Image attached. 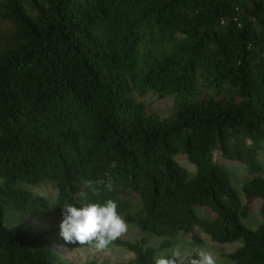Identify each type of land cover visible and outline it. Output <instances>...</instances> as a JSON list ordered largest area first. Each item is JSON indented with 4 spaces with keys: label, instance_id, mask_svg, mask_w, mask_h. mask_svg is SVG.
<instances>
[{
    "label": "trees",
    "instance_id": "1",
    "mask_svg": "<svg viewBox=\"0 0 264 264\" xmlns=\"http://www.w3.org/2000/svg\"><path fill=\"white\" fill-rule=\"evenodd\" d=\"M149 93L173 114L150 112ZM262 154L264 0H0V264H59L49 231L9 212L62 219L109 199L142 232L112 242L129 264L180 236L241 242L233 264H264ZM231 166L254 175L246 201Z\"/></svg>",
    "mask_w": 264,
    "mask_h": 264
},
{
    "label": "rangeland",
    "instance_id": "2",
    "mask_svg": "<svg viewBox=\"0 0 264 264\" xmlns=\"http://www.w3.org/2000/svg\"><path fill=\"white\" fill-rule=\"evenodd\" d=\"M150 112L157 114L161 118L170 117L174 112V104L171 99H158L157 95L149 93L142 99ZM262 161L264 162V154H262ZM234 173V184L240 193L242 199L246 198L242 192V186L247 179L252 178L254 175L248 173L242 166H231ZM264 177V171L262 173ZM261 201L256 200L251 204V214L245 223L256 228L262 221L260 213ZM61 218L56 214L42 215L39 213L17 214L9 212L7 218L8 225L23 224L26 228L32 231H49L48 237L56 242L55 253L59 264H84L91 259H97L98 264H129L134 255L132 252L114 245L112 242L105 249H97L93 246L83 248H68L58 244L62 238L59 235V224ZM142 232L127 224V231L120 237L128 241H136L140 239ZM151 242L156 247L159 246L162 239L153 235H149ZM175 245L163 252L160 255H170L179 252L183 260L193 254H199L201 251L210 252L216 259V264H233L227 257L229 253L234 252L241 242H233L228 244H220L210 239H205L201 244H196L186 237H177L173 239Z\"/></svg>",
    "mask_w": 264,
    "mask_h": 264
},
{
    "label": "clouds",
    "instance_id": "3",
    "mask_svg": "<svg viewBox=\"0 0 264 264\" xmlns=\"http://www.w3.org/2000/svg\"><path fill=\"white\" fill-rule=\"evenodd\" d=\"M104 187L111 190V183ZM59 229L65 242L91 243L97 249H105L127 231V222L118 213L116 202L109 199L103 203L67 204L62 207ZM180 259L179 252L160 255L154 264H177ZM187 264H216V259L210 252L201 251L197 259H190Z\"/></svg>",
    "mask_w": 264,
    "mask_h": 264
}]
</instances>
